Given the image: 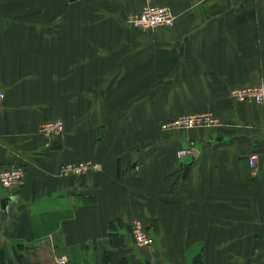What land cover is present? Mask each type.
<instances>
[{"label":"crops","instance_id":"obj_1","mask_svg":"<svg viewBox=\"0 0 264 264\" xmlns=\"http://www.w3.org/2000/svg\"><path fill=\"white\" fill-rule=\"evenodd\" d=\"M146 6L174 26L131 28ZM259 85L264 0H0V171L25 170L0 186V264H264V108L230 97Z\"/></svg>","mask_w":264,"mask_h":264},{"label":"built area","instance_id":"obj_2","mask_svg":"<svg viewBox=\"0 0 264 264\" xmlns=\"http://www.w3.org/2000/svg\"><path fill=\"white\" fill-rule=\"evenodd\" d=\"M176 17L171 11L164 7L146 6L139 13L131 14L126 17L128 25L139 31H150L158 27L172 28ZM231 96L238 102H253L264 107V85L254 88L236 89L231 92ZM207 119L200 116L182 117L175 121L173 125L179 127L192 128L207 124ZM62 127L59 122L45 125L41 132L46 135H57ZM189 154L188 150L181 149L177 156L183 158ZM255 157H250L249 164L254 165ZM98 171V166L90 161L65 163L61 168V175L64 177L80 176L89 172ZM23 177L22 169L17 168L5 172H0V183L4 187H12L21 183ZM132 235L137 245H149L151 239L144 232L141 225L136 223L132 228Z\"/></svg>","mask_w":264,"mask_h":264},{"label":"bare ground","instance_id":"obj_3","mask_svg":"<svg viewBox=\"0 0 264 264\" xmlns=\"http://www.w3.org/2000/svg\"><path fill=\"white\" fill-rule=\"evenodd\" d=\"M158 28H159V27H158ZM259 86H260V85H259ZM256 87H258V86H256ZM246 88H254V87H246ZM240 89H244V88H240ZM230 97L232 98V96H231V92H230ZM232 99H233V98H232ZM233 100L236 101L235 99H233ZM236 102H238V101H236ZM239 103H253V102H239ZM254 104H255V103H254ZM256 105H257V104H256ZM259 106H260V105H259ZM261 107H262V106H261ZM262 108H264V107H262ZM187 116H200V117H204V118L207 119L208 122H207V124H203V125L196 126V127H192V128L182 127V128H185V129H193V128L207 127V126L209 127V126L215 124V121H214L209 115H207V114H203V115H185V116H180V117L176 118V119L171 123V125H173V123H174L175 121H177L178 119H180V118H182V117H187ZM55 122H59V123L61 124V127L63 128V124H62V122H61L60 120H58V121H54V122H51V123H55ZM51 123H45V124L41 125V127H40L39 130H38V132H39L41 135L45 136V137H54V136H58V135L61 133L62 129H61V131H60L57 135H53V134H51V135H46V134H44L43 132H41L42 128H43L45 125H47V124H51ZM174 126H175V125H174ZM176 127H179V126H176ZM186 156H187V155H186ZM254 157H255V156H254ZM249 160H250V158H249ZM253 162H254V164H255V159H254ZM253 166H254V165H253ZM250 167H251V166H250ZM17 168L22 169V172H23V177H22V181H21V183L18 184V185H15V186L9 187V188L4 187V186L0 183V186H1L3 189H5V190H10V189H14V188H19V187H21V186L23 185V183H24V177H25V170H24L23 168H21V167H16L15 169H17ZM61 168H62V166H61ZM9 170H13V169L3 170V171H0V172H5V171H9ZM60 170H61V169H60ZM69 177H71V176H69ZM136 223H139V224L141 225L142 229L144 230V232L147 234V232L145 231V229H144L142 223H141V222H135V223L131 226V229H130V234H131V237H132V239H133L134 244H135L137 247H139V248H143V247L150 246L151 243H152V241H151V243H150L149 245H137V243L135 242V240H134V238H133V235H132V228L134 227V225H135ZM147 235H148V234H147ZM148 237L150 238L149 235H148ZM150 239H151V238H150ZM59 262H62V259H60Z\"/></svg>","mask_w":264,"mask_h":264},{"label":"rangeland","instance_id":"obj_4","mask_svg":"<svg viewBox=\"0 0 264 264\" xmlns=\"http://www.w3.org/2000/svg\"><path fill=\"white\" fill-rule=\"evenodd\" d=\"M174 120H175V119H174ZM174 120L170 121L169 123L162 124V125L160 126V129H161L162 131H187V130H192V129H185V128H182V127H176V126H174V125H171V123H172ZM193 129H194V128H193ZM62 131H63V128H62ZM62 131H61V133H62ZM61 133H60L59 135H61ZM59 135H58V136H59Z\"/></svg>","mask_w":264,"mask_h":264},{"label":"water","instance_id":"obj_5","mask_svg":"<svg viewBox=\"0 0 264 264\" xmlns=\"http://www.w3.org/2000/svg\"><path fill=\"white\" fill-rule=\"evenodd\" d=\"M191 155H193V156L196 155V152H195L194 150H192ZM191 155H190L189 161H186V162L184 163V165H183V174H182L183 177H184L185 174L187 173L188 168H189V166H190V164H191V162H192V160H193V157H192ZM6 202H7L6 200L1 202V209H2L3 211L6 210Z\"/></svg>","mask_w":264,"mask_h":264},{"label":"trees","instance_id":"obj_6","mask_svg":"<svg viewBox=\"0 0 264 264\" xmlns=\"http://www.w3.org/2000/svg\"><path fill=\"white\" fill-rule=\"evenodd\" d=\"M109 227L112 228V227H113V224H112V223H109ZM193 264H201L200 257H196V258L193 260Z\"/></svg>","mask_w":264,"mask_h":264}]
</instances>
